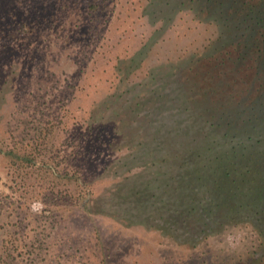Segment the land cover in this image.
Wrapping results in <instances>:
<instances>
[{"label":"rangeland","instance_id":"obj_1","mask_svg":"<svg viewBox=\"0 0 264 264\" xmlns=\"http://www.w3.org/2000/svg\"><path fill=\"white\" fill-rule=\"evenodd\" d=\"M207 5L0 0V264H225L257 232L264 29Z\"/></svg>","mask_w":264,"mask_h":264},{"label":"trees","instance_id":"obj_2","mask_svg":"<svg viewBox=\"0 0 264 264\" xmlns=\"http://www.w3.org/2000/svg\"><path fill=\"white\" fill-rule=\"evenodd\" d=\"M205 2L208 4L207 6L209 8L214 9V13L217 14V16L213 17L216 19L220 26H223L222 22L224 17L222 16V13L225 12V10L227 9V11L231 12L232 14L239 15L241 18L247 20L249 23L251 22L249 28H251L253 32L258 31L259 29H264V0H205ZM210 11L212 10L210 9ZM260 14L263 16H261ZM230 26L231 25L229 24L224 27L230 28ZM234 44L235 46H237V43H231V45ZM207 48H205L204 46V49ZM255 53V50L250 52V60L255 59L253 57ZM263 213L264 208L260 209V211H256L254 214L255 221L252 222H254L255 227L257 228V232H244L246 236L242 234V231L234 233L236 235H240V237H238V239L233 242L234 248H231L229 252H227L229 256L226 258L227 261L225 262V264H264V216H262ZM243 222L245 221L243 220ZM246 238H250V242L246 243V247H248L249 249L247 254H244L242 252H238L237 249L240 244L245 243ZM259 247L262 248L261 252L258 251ZM12 261H8L5 258L2 263L15 264V261Z\"/></svg>","mask_w":264,"mask_h":264}]
</instances>
